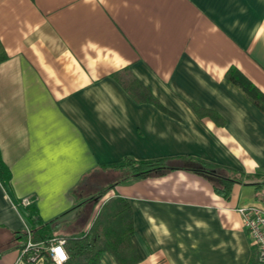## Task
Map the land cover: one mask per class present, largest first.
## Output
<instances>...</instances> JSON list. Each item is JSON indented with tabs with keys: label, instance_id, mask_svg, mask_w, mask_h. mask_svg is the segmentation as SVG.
I'll return each mask as SVG.
<instances>
[{
	"label": "crops",
	"instance_id": "0c3cea01",
	"mask_svg": "<svg viewBox=\"0 0 264 264\" xmlns=\"http://www.w3.org/2000/svg\"><path fill=\"white\" fill-rule=\"evenodd\" d=\"M0 41V154L12 174L10 191L0 180V264H14L26 228L15 200L73 233L116 196L139 264L250 263L239 209L264 206V175L235 182L228 199L189 169L119 182L97 202L85 194L124 178L103 166L126 157L264 173V112L227 78L236 67L264 93V0H0ZM137 84L164 108L138 100ZM98 264L118 262L105 252Z\"/></svg>",
	"mask_w": 264,
	"mask_h": 264
},
{
	"label": "trees",
	"instance_id": "16d2710c",
	"mask_svg": "<svg viewBox=\"0 0 264 264\" xmlns=\"http://www.w3.org/2000/svg\"><path fill=\"white\" fill-rule=\"evenodd\" d=\"M7 58L8 54L0 41V63ZM227 78L264 112V93L249 78L236 67H231L228 70ZM130 90L138 100L156 102L158 106L164 108L142 84H137L131 87ZM196 110L199 115L202 112L212 113L202 109ZM188 159L199 162L202 168L185 167L183 161ZM103 168L122 172L124 178L98 188L94 194L83 193L88 188L84 184L85 180L83 179L81 184L73 190V195L77 196L79 192L83 191L82 193L86 195L87 199L85 202H97L99 198L119 182L142 179L154 175L162 176L176 169H189L194 172H203L213 177L212 183L215 191L228 199L235 182L256 179L264 175V173L246 174L213 162L187 157L158 158L153 160H137L133 157H126L120 163L103 166ZM11 179V170L0 154V180L9 191ZM15 203L23 211L26 218V228L17 232L18 235L16 236L21 241L20 252L25 248L29 239L37 245L48 246L51 239L56 238L65 240L68 259L63 264H98L105 252L113 254L118 264H139L141 260L131 240L134 233L132 212L123 197L116 196L100 205L90 226L87 229L73 233L66 231L69 229L68 222L61 220L62 216L48 222H42L34 200L30 199L28 205L23 204V199L15 200ZM28 231L30 234H28ZM45 263L55 264L47 252H45ZM249 264H261L258 260L257 252L252 256Z\"/></svg>",
	"mask_w": 264,
	"mask_h": 264
},
{
	"label": "built area",
	"instance_id": "2783aa9c",
	"mask_svg": "<svg viewBox=\"0 0 264 264\" xmlns=\"http://www.w3.org/2000/svg\"><path fill=\"white\" fill-rule=\"evenodd\" d=\"M29 203V198L23 199L24 205ZM239 211L243 215L244 226L248 231L251 242L257 248L258 260L261 264H264V206L253 204L242 207ZM28 234H30L29 231ZM45 252L50 254L55 264H63L68 259L64 239H51L48 246L37 245L29 239L25 248L19 252L14 264L45 263Z\"/></svg>",
	"mask_w": 264,
	"mask_h": 264
},
{
	"label": "rangeland",
	"instance_id": "374dc122",
	"mask_svg": "<svg viewBox=\"0 0 264 264\" xmlns=\"http://www.w3.org/2000/svg\"><path fill=\"white\" fill-rule=\"evenodd\" d=\"M117 180H119V179H115V182H116ZM113 181H114V180H113ZM66 231L69 232V230H66ZM0 236H1V234H0ZM2 239H5L4 236H3Z\"/></svg>",
	"mask_w": 264,
	"mask_h": 264
},
{
	"label": "snow or ice",
	"instance_id": "6c2138e0",
	"mask_svg": "<svg viewBox=\"0 0 264 264\" xmlns=\"http://www.w3.org/2000/svg\"><path fill=\"white\" fill-rule=\"evenodd\" d=\"M57 251H59V250H57ZM62 255V254H61Z\"/></svg>",
	"mask_w": 264,
	"mask_h": 264
}]
</instances>
